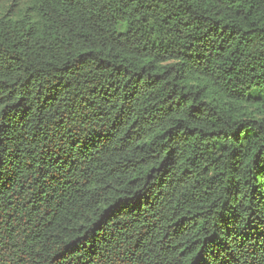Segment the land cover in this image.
Listing matches in <instances>:
<instances>
[{
	"label": "trees",
	"instance_id": "trees-1",
	"mask_svg": "<svg viewBox=\"0 0 264 264\" xmlns=\"http://www.w3.org/2000/svg\"><path fill=\"white\" fill-rule=\"evenodd\" d=\"M0 264H264V0H0Z\"/></svg>",
	"mask_w": 264,
	"mask_h": 264
}]
</instances>
